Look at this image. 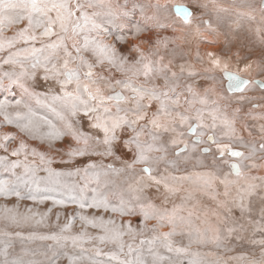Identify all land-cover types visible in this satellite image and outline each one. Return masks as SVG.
<instances>
[{
	"label": "snow or ice",
	"instance_id": "1",
	"mask_svg": "<svg viewBox=\"0 0 264 264\" xmlns=\"http://www.w3.org/2000/svg\"><path fill=\"white\" fill-rule=\"evenodd\" d=\"M150 20L145 0H0V264H264V176L253 174L264 133L236 127L258 114L242 101L177 111L191 85L184 105L152 85L140 44L162 40ZM223 76L229 94L264 92V79ZM244 175L225 207L217 182L228 196ZM197 192L224 209L216 226L204 227Z\"/></svg>",
	"mask_w": 264,
	"mask_h": 264
},
{
	"label": "rangeland",
	"instance_id": "2",
	"mask_svg": "<svg viewBox=\"0 0 264 264\" xmlns=\"http://www.w3.org/2000/svg\"><path fill=\"white\" fill-rule=\"evenodd\" d=\"M185 5L192 11V15L186 20L181 19L173 11V5ZM145 12L151 17L149 21L153 28L150 35L153 39L161 38L162 43L157 47L150 46L147 42L140 44L144 52L151 53L153 61V74L151 83L153 86L168 87L169 92L173 90L180 92V98L175 103L184 105V95L188 91L185 83L191 85L193 95L186 109L189 115L197 108L203 110L219 106L223 109L227 105H235L243 102L250 113L258 114V119H252L248 115L241 114L237 120V135L240 132L247 134L251 129L254 135L264 133V92L255 85H249L239 94H229L223 87V73L227 71H240L251 81L264 79V7L262 0H145ZM205 21H210V25ZM139 43V41H138ZM166 45V46H165ZM217 53L216 57H208L206 53ZM162 57V59H161ZM220 60L222 64L206 66L204 58ZM250 65L244 68L243 65ZM210 65V66H209ZM183 67L186 72L193 75L191 78L179 71ZM139 66L133 68L137 73ZM176 70L175 76L168 75ZM213 72H216L213 76ZM239 73V72H237ZM166 77V79H157ZM147 87V85H146ZM148 98L145 104L153 101L154 97L150 92L144 93ZM204 103H200V101ZM172 101H166L169 109ZM259 105V108H252L251 105ZM222 116L223 112H218ZM228 115L232 112L229 108ZM177 112L171 116L162 115L160 120L169 123L176 119ZM205 121L210 123V117L205 115ZM180 121L177 120V123ZM219 122V121H217ZM223 130L217 129V139L227 145L229 140H220V133ZM258 171L253 174L264 176V163L257 162ZM225 171L227 169L225 168ZM232 183L228 185V196L223 195L224 187L218 182L216 190L220 193L219 199L228 206L232 199L238 195V189H243L250 178L244 175L242 178L232 177ZM196 212L200 219L205 221L204 227H214L219 221L217 216L212 215V210L219 214L224 211L217 207V202L199 192L195 194ZM206 213V215H205ZM199 223V221H197ZM166 230V229H165ZM37 241L32 246L35 247Z\"/></svg>",
	"mask_w": 264,
	"mask_h": 264
},
{
	"label": "flooded vegetation",
	"instance_id": "3",
	"mask_svg": "<svg viewBox=\"0 0 264 264\" xmlns=\"http://www.w3.org/2000/svg\"><path fill=\"white\" fill-rule=\"evenodd\" d=\"M227 72H231V71H227ZM237 72H239V73H237ZM225 73V72H224ZM232 73H236V74H238L239 76H241V77H243V78H245V79H248V80H251V78H249L248 76L249 75H246V74H244V73H241L240 71H236V72H232ZM217 75V73L216 72H213V76L214 75ZM223 80H224V84H223V87L225 88V85H226V79H225V77L223 76ZM255 80V79H254ZM253 80V81H254ZM225 90H226V88H225ZM244 90H245V88H244ZM243 90V91H244ZM226 92L227 93H229L227 90H226ZM242 91H240V92H238V93H232V94H239V93H241Z\"/></svg>",
	"mask_w": 264,
	"mask_h": 264
},
{
	"label": "water",
	"instance_id": "4",
	"mask_svg": "<svg viewBox=\"0 0 264 264\" xmlns=\"http://www.w3.org/2000/svg\"><path fill=\"white\" fill-rule=\"evenodd\" d=\"M187 7V6H185V5H179V4H177V5H173V11H174V13L175 14H177V12L175 11V9L177 8V7ZM188 9H190L189 7H187ZM191 10V9H190ZM192 12V11H191ZM181 19H183V20H186L183 16H181V15H179V14H177ZM229 73H232V72H229ZM234 74H236V73H234ZM236 75H238V74H236ZM243 78V77H242ZM226 79V78H225ZM245 79V78H244ZM245 80H248V79H245ZM255 81V80H254ZM228 81H227V79H226V85H225V88H226V90L228 91ZM238 92H240V91H234L233 93H238Z\"/></svg>",
	"mask_w": 264,
	"mask_h": 264
},
{
	"label": "bare ground",
	"instance_id": "5",
	"mask_svg": "<svg viewBox=\"0 0 264 264\" xmlns=\"http://www.w3.org/2000/svg\"><path fill=\"white\" fill-rule=\"evenodd\" d=\"M205 60H209V61H207L206 62V66H208V64L210 63V61L212 60V58H207V57H205L204 58ZM215 61H217V63L216 64H212V65H218V64H222L221 62H220V60H218V59H214ZM210 66V65H209ZM263 169H264V166H263ZM264 172V171H263Z\"/></svg>",
	"mask_w": 264,
	"mask_h": 264
}]
</instances>
